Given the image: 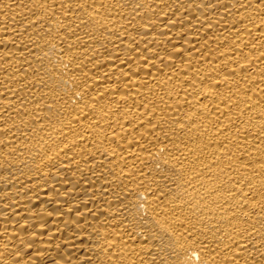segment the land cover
<instances>
[{
  "label": "bare ground",
  "instance_id": "bare-ground-1",
  "mask_svg": "<svg viewBox=\"0 0 264 264\" xmlns=\"http://www.w3.org/2000/svg\"><path fill=\"white\" fill-rule=\"evenodd\" d=\"M0 264H264V0H0Z\"/></svg>",
  "mask_w": 264,
  "mask_h": 264
}]
</instances>
